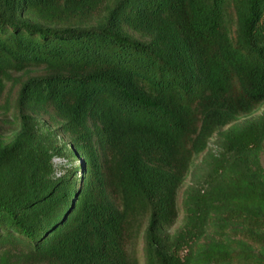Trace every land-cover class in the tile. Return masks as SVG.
I'll return each instance as SVG.
<instances>
[{"label": "trees", "instance_id": "1", "mask_svg": "<svg viewBox=\"0 0 264 264\" xmlns=\"http://www.w3.org/2000/svg\"><path fill=\"white\" fill-rule=\"evenodd\" d=\"M8 84L0 264H264V0H0Z\"/></svg>", "mask_w": 264, "mask_h": 264}, {"label": "rangeland", "instance_id": "2", "mask_svg": "<svg viewBox=\"0 0 264 264\" xmlns=\"http://www.w3.org/2000/svg\"><path fill=\"white\" fill-rule=\"evenodd\" d=\"M15 90H16V87H13V85L8 84L6 87L5 93L3 95V98L1 100V106H2V109L0 110V130H1V133H8L12 129L11 123H8L7 120H8V118H10L11 112L13 110V104H14V99H15V95H14ZM262 113H264V104L258 110H256L254 112L255 115H259ZM216 141H217V138L215 137L209 142L208 149L211 150L212 152L213 151L216 152L218 150V146L216 144ZM203 154H201V155H199L193 159L191 168H190V170L186 176V179L183 183L181 191L178 194L179 217H178L177 223L173 226V228L171 229L170 232L177 230L181 225L182 217L184 215V213L182 212V206H181L182 194L186 188V185L190 181V178H191V172L190 171H192V169L196 166V164L197 165L199 164ZM67 157H69V159L72 161H76L75 156H73L70 152L67 153ZM131 255H132V257H134L137 264H143V258H144L143 257V240H142V234L141 233L138 235L137 239L135 241H133L131 244Z\"/></svg>", "mask_w": 264, "mask_h": 264}, {"label": "built area", "instance_id": "3", "mask_svg": "<svg viewBox=\"0 0 264 264\" xmlns=\"http://www.w3.org/2000/svg\"><path fill=\"white\" fill-rule=\"evenodd\" d=\"M52 165H53V175L55 178H61L64 174L66 169L69 167V162L66 158L61 156H54L52 158Z\"/></svg>", "mask_w": 264, "mask_h": 264}]
</instances>
